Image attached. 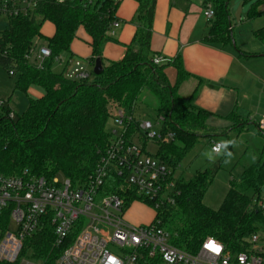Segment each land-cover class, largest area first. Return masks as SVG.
<instances>
[{"label": "trees", "instance_id": "16d2710c", "mask_svg": "<svg viewBox=\"0 0 264 264\" xmlns=\"http://www.w3.org/2000/svg\"><path fill=\"white\" fill-rule=\"evenodd\" d=\"M33 1L36 4L33 10L7 19V29L0 32V67L17 77V91L27 94L30 87L37 86L45 95L30 100L27 110L17 120L9 118L12 111L7 106L1 109L4 115L0 119V175L15 176L27 171L36 177L63 176L74 185L84 183L95 171L110 142L109 124L113 118L110 106L132 114L146 89L158 101L163 136H173L158 143L155 158L168 165L174 176L186 152L201 138H207L212 144L215 137L225 136L229 131L238 134L247 131L248 122L232 114L229 116L232 122L239 119L242 123L219 133L208 125V112L180 95L179 89L190 74L179 58L160 66L153 63L155 55L150 48L156 0H134L139 5L134 40L122 61L109 65L102 62L103 71L95 75V81L71 80L64 74L54 73L52 68L56 58L70 52L81 27L93 40L92 65L101 59L103 45L111 40L108 33L118 23L119 3L116 0ZM230 1L205 0V6L210 4L215 11L206 41L234 45L239 51L232 34ZM263 6L264 0L254 4L248 20L262 17ZM46 22L56 28L52 38H45L41 33ZM253 35L264 45V27ZM38 41H44L52 53L41 66L36 59L27 60L30 51L39 47ZM169 65L178 74L173 86L165 75ZM260 133L264 134L261 130ZM220 169L221 162L212 169L199 171L187 182L182 177L176 178L175 203L155 212L154 222L171 234V244L183 252L196 255L207 239H214L237 255L248 249L252 236L264 232V212L257 208V203L263 200L264 159L245 168L239 180H232L221 208L212 210L204 204V198ZM118 184L116 179L111 180L107 193H118ZM136 200L143 201L132 197L128 206ZM55 241L53 227L46 221L26 241L14 264H21L25 258L38 264H57L63 248H58Z\"/></svg>", "mask_w": 264, "mask_h": 264}, {"label": "built area", "instance_id": "2783aa9c", "mask_svg": "<svg viewBox=\"0 0 264 264\" xmlns=\"http://www.w3.org/2000/svg\"><path fill=\"white\" fill-rule=\"evenodd\" d=\"M35 7L33 0H0V18L28 14ZM203 15L209 23L215 19L210 4L205 6ZM51 57L48 47L39 46L30 51L27 60L36 59L41 66ZM61 60L56 58L57 63ZM172 62L160 56L153 59L157 66ZM65 76L76 81L90 78L81 61H76L74 69ZM4 107L0 101V109ZM115 110L109 127L110 142L84 183L74 185L66 178L46 179L27 171L15 176L0 175V262L16 263L26 241L48 221L53 227L55 245L63 248L57 264H264L260 235L252 236L248 249L237 255L214 239H207L200 251L191 255L174 247L171 234L159 223L135 226L125 222L132 197L143 200L133 203H143L155 212L173 205L177 177L140 144L161 143L173 136L159 135L152 122L138 119L134 112L129 114L117 107ZM14 117L11 112L9 118ZM159 122L163 123V119ZM259 128L264 133V122ZM216 144L212 143V149ZM113 179L119 181V191L109 194L106 187ZM257 208L264 212V200L257 203ZM21 264L38 263L24 259Z\"/></svg>", "mask_w": 264, "mask_h": 264}, {"label": "crops", "instance_id": "0c3cea01", "mask_svg": "<svg viewBox=\"0 0 264 264\" xmlns=\"http://www.w3.org/2000/svg\"><path fill=\"white\" fill-rule=\"evenodd\" d=\"M116 1L119 3L118 23L108 33L111 40L103 45L101 60L104 65L122 61L137 32L134 21L138 3ZM204 8L205 0H156L151 52L169 61L181 60L190 78L181 85L179 93L183 98L191 99L196 108L210 114L208 125L211 128L219 133L230 129L233 122L229 116L232 114L247 121L248 127L255 123L258 128L264 122V49L257 46L258 51H253L238 47V51L234 45L208 43L206 39L212 23L203 17ZM55 32L56 28L50 22H46L41 30L45 38H52ZM92 42L86 30L79 28L70 52L63 54L62 60L53 65V72L65 75L73 70L76 61L83 62L88 73L94 72ZM38 44L40 46V41ZM240 52L250 55L244 56ZM165 75L172 86L176 84L178 74L173 66L165 68ZM25 95L29 106L30 100L41 99L45 91L32 86ZM7 107L12 111L9 105ZM258 130L260 132V128ZM218 137L221 136L215 137L214 142L219 143ZM244 170L245 167L243 173Z\"/></svg>", "mask_w": 264, "mask_h": 264}, {"label": "rangeland", "instance_id": "374dc122", "mask_svg": "<svg viewBox=\"0 0 264 264\" xmlns=\"http://www.w3.org/2000/svg\"><path fill=\"white\" fill-rule=\"evenodd\" d=\"M258 1L260 0H231L228 4L231 16V28L233 30L232 34L235 45L239 48L248 47L249 49L252 48L253 51H258L256 50L258 49L257 46H260L261 49H264V45L253 35L255 31L264 27V15L252 21L247 18L250 9ZM262 10H264V6ZM5 27H8V21L0 18V32L3 31ZM42 45H46L44 41H40V47ZM55 64H57V62ZM89 75L90 81L96 80L93 71L90 72ZM16 81L17 77L15 75L10 76L7 71L0 67V101H3L5 106H10L15 115V120H17L28 107L26 95L18 92L15 88ZM182 95L185 96V93L183 92ZM158 108L157 99L146 89L138 100L134 115L140 120L152 122L154 131L160 135L163 132V123L159 122L161 116L159 115ZM110 112L114 117L116 110L113 106H110ZM3 115L4 112L0 109V119ZM241 123L242 120L236 119L233 122V126H237ZM111 124L112 119L109 127H111ZM216 140L219 143L227 140L235 141V144L229 145L228 148V151L232 153L231 157L215 155L209 140L207 138H201L188 152H186L181 160L180 168L176 172L177 179L182 177L183 180L187 182L199 171L212 169L221 162V169L204 198V204L212 210L221 208L229 191L230 182L241 178L244 167H250L261 158L264 159V134L259 132L255 123L249 126L246 132L241 134L231 132L228 133V135L218 137ZM140 144L143 146L146 145L145 149L147 153L155 157L159 149L158 143L151 142L145 144L143 141ZM225 159H228L229 162L225 163ZM59 179L64 180V177L59 176ZM262 199L264 200V188ZM155 215V211L150 207H147L143 203L136 202L126 210L124 219L125 222L130 225H148L154 221ZM260 237L263 239L262 244H264V232L260 233ZM25 260L29 259L25 258Z\"/></svg>", "mask_w": 264, "mask_h": 264}, {"label": "clouds", "instance_id": "9594fccd", "mask_svg": "<svg viewBox=\"0 0 264 264\" xmlns=\"http://www.w3.org/2000/svg\"><path fill=\"white\" fill-rule=\"evenodd\" d=\"M235 141L233 140H227V141H222L214 146L212 149L213 153L217 155H224L226 157H231L232 153L228 151L229 145H234ZM212 158V157H210ZM225 163H228V159H225Z\"/></svg>", "mask_w": 264, "mask_h": 264}, {"label": "water", "instance_id": "95a60500", "mask_svg": "<svg viewBox=\"0 0 264 264\" xmlns=\"http://www.w3.org/2000/svg\"><path fill=\"white\" fill-rule=\"evenodd\" d=\"M102 71H103L102 60L100 58H98L95 62L94 74L100 75L102 73Z\"/></svg>", "mask_w": 264, "mask_h": 264}]
</instances>
